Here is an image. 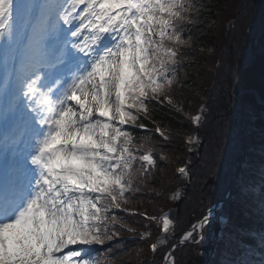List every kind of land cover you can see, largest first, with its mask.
Wrapping results in <instances>:
<instances>
[{
  "label": "snow or ice",
  "instance_id": "6c2138e0",
  "mask_svg": "<svg viewBox=\"0 0 264 264\" xmlns=\"http://www.w3.org/2000/svg\"><path fill=\"white\" fill-rule=\"evenodd\" d=\"M205 8L192 0H0V264H98L96 246L127 227L118 211L157 224L154 240L147 223L139 233L152 254L169 245L170 212L127 207L157 165L152 136L136 133L170 140L154 116L183 110L172 93ZM208 111L202 103L187 118L199 128ZM200 142L185 137L189 152ZM194 167L188 159L176 173L191 178ZM169 198L180 199L179 190ZM211 215L180 242L200 244ZM259 243L264 255V224ZM163 261L176 264L171 250Z\"/></svg>",
  "mask_w": 264,
  "mask_h": 264
},
{
  "label": "trees",
  "instance_id": "16d2710c",
  "mask_svg": "<svg viewBox=\"0 0 264 264\" xmlns=\"http://www.w3.org/2000/svg\"><path fill=\"white\" fill-rule=\"evenodd\" d=\"M192 3L206 8L197 24L192 26V39L184 48L186 66L179 73L184 74L187 82L183 86L174 85L172 95L182 102L183 110L188 113L195 114L202 103L207 104L209 111L201 127L196 128L187 116L170 106L158 108L154 119L170 133V140L164 141L158 134L142 130L136 133L140 138L152 136V143L157 148L154 153L157 165L152 169L153 178L147 181L145 194H137L135 203L148 213L170 206L165 192L182 188L188 179L176 173L174 164L191 159L195 167L191 169L190 189L178 217L177 231L183 232L212 203L225 197L241 158L244 162L242 177L234 181L235 193L226 203L225 210L238 226H244L254 234L242 235L241 242H236L232 236L239 235V231L228 227L223 239L213 240L216 246L213 262L251 261L259 264L264 258L259 243L260 226L264 224V0H192ZM213 19H218L217 29L211 26ZM251 22L254 26L249 36ZM252 37H255L254 47L250 41ZM202 46H211L213 51L206 55V68L196 70L195 75L192 62L204 59L203 51L198 50ZM195 79L198 82L192 86ZM235 95H239L240 100ZM195 132L200 133L205 142L200 156L198 151L191 156L185 143V135ZM160 150L166 160L159 159ZM211 176L215 178L213 185L208 183ZM239 186L245 187L246 191H240ZM117 214L127 227L119 228L118 225L120 235L112 241L123 239L110 245L111 252L107 248L98 251L95 255L98 264H162L165 249L152 254L147 242L124 239L133 234L128 228H144L147 222L120 211ZM176 239L177 236H172L171 243ZM235 251L239 252V257L233 256ZM174 254L176 264H187L191 255L200 252L189 243L177 247ZM201 254L205 261L212 258Z\"/></svg>",
  "mask_w": 264,
  "mask_h": 264
},
{
  "label": "water",
  "instance_id": "95a60500",
  "mask_svg": "<svg viewBox=\"0 0 264 264\" xmlns=\"http://www.w3.org/2000/svg\"><path fill=\"white\" fill-rule=\"evenodd\" d=\"M181 201L179 202L178 206L180 205ZM209 247H206V249L208 250Z\"/></svg>",
  "mask_w": 264,
  "mask_h": 264
},
{
  "label": "bare ground",
  "instance_id": "6f19581e",
  "mask_svg": "<svg viewBox=\"0 0 264 264\" xmlns=\"http://www.w3.org/2000/svg\"><path fill=\"white\" fill-rule=\"evenodd\" d=\"M219 211V208H217V212Z\"/></svg>",
  "mask_w": 264,
  "mask_h": 264
},
{
  "label": "rangeland",
  "instance_id": "374dc122",
  "mask_svg": "<svg viewBox=\"0 0 264 264\" xmlns=\"http://www.w3.org/2000/svg\"><path fill=\"white\" fill-rule=\"evenodd\" d=\"M215 222H217V219H215Z\"/></svg>",
  "mask_w": 264,
  "mask_h": 264
}]
</instances>
